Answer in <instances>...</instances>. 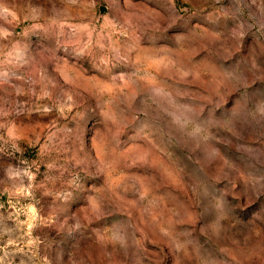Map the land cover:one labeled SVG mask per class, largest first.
Returning <instances> with one entry per match:
<instances>
[{
	"label": "rangeland",
	"instance_id": "1",
	"mask_svg": "<svg viewBox=\"0 0 264 264\" xmlns=\"http://www.w3.org/2000/svg\"><path fill=\"white\" fill-rule=\"evenodd\" d=\"M0 264H264V0H0Z\"/></svg>",
	"mask_w": 264,
	"mask_h": 264
}]
</instances>
